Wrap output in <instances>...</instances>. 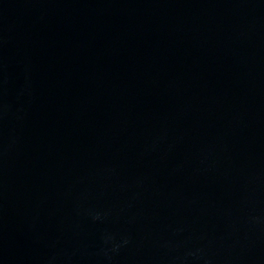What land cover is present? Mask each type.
<instances>
[{"label":"water","instance_id":"water-1","mask_svg":"<svg viewBox=\"0 0 264 264\" xmlns=\"http://www.w3.org/2000/svg\"><path fill=\"white\" fill-rule=\"evenodd\" d=\"M0 264H264V0H0Z\"/></svg>","mask_w":264,"mask_h":264}]
</instances>
